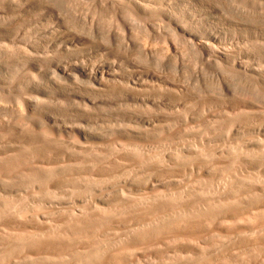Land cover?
Listing matches in <instances>:
<instances>
[{"label":"rangeland","instance_id":"rangeland-1","mask_svg":"<svg viewBox=\"0 0 264 264\" xmlns=\"http://www.w3.org/2000/svg\"><path fill=\"white\" fill-rule=\"evenodd\" d=\"M141 1L0 0V264H264V0Z\"/></svg>","mask_w":264,"mask_h":264},{"label":"bare ground","instance_id":"bare-ground-1","mask_svg":"<svg viewBox=\"0 0 264 264\" xmlns=\"http://www.w3.org/2000/svg\"><path fill=\"white\" fill-rule=\"evenodd\" d=\"M99 1L103 2L106 5L114 7L117 10H122V9L128 8V9H131L132 11L137 13V12H140L143 10L147 11L149 9V6L141 0H99ZM180 30L183 31L187 36L193 38V36L189 32H187V31H185V29H183V27H180ZM193 39H196V38H193ZM198 42H199L200 46L203 48H208L209 44H210V42H208V41L198 40ZM214 50H215V48H214ZM217 52H218V50H217ZM79 71L81 73H84V71L81 69ZM61 72L66 73L64 69H62ZM93 75H94V79H97V77H99V78L111 77V76L115 75V72L113 70H111L110 67H108V66H99V67H96L95 69H93Z\"/></svg>","mask_w":264,"mask_h":264}]
</instances>
